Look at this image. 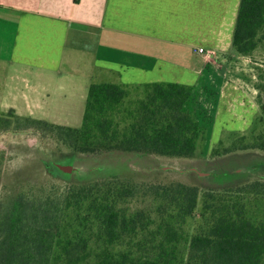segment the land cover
I'll return each mask as SVG.
<instances>
[{
  "label": "trees",
  "instance_id": "trees-1",
  "mask_svg": "<svg viewBox=\"0 0 264 264\" xmlns=\"http://www.w3.org/2000/svg\"><path fill=\"white\" fill-rule=\"evenodd\" d=\"M262 41L264 0H240L233 52L250 56ZM255 85L264 90V82ZM202 86L94 82L79 126L20 116L11 108L0 112V131L40 128L82 154L190 158L207 137L205 100L213 96ZM259 106L264 122V103ZM242 149L264 151V128L238 135L213 154ZM139 199L149 205H136ZM192 217L185 264H264L263 180L201 191L183 182L139 183L117 175L0 200V264H181Z\"/></svg>",
  "mask_w": 264,
  "mask_h": 264
},
{
  "label": "crops",
  "instance_id": "crops-1",
  "mask_svg": "<svg viewBox=\"0 0 264 264\" xmlns=\"http://www.w3.org/2000/svg\"><path fill=\"white\" fill-rule=\"evenodd\" d=\"M239 1L0 0V111L13 108L21 116L79 126L95 75L75 82L70 75L77 67H65L69 49V55L101 58L96 70L101 80L95 82L166 81L199 88L217 79V110L205 140L213 148L226 132L234 135L223 125L221 138L213 141L223 111L240 134L259 112L254 74L242 86L224 75L220 80L213 64L194 51L201 46L217 55L245 57L231 47ZM72 97L80 100L73 102L77 106Z\"/></svg>",
  "mask_w": 264,
  "mask_h": 264
},
{
  "label": "rangeland",
  "instance_id": "rangeland-1",
  "mask_svg": "<svg viewBox=\"0 0 264 264\" xmlns=\"http://www.w3.org/2000/svg\"><path fill=\"white\" fill-rule=\"evenodd\" d=\"M129 44L133 48L134 46L138 47V44L134 42ZM66 53L68 56L65 58V62H67L65 67L75 66L78 69V71L71 72L72 75H70L75 82L85 83V80L94 75L92 82L101 80L99 79L100 73L97 72L99 70L98 65L102 64L101 58H98V61L90 53L82 56L74 53V55H69V49ZM119 53H121V50H117L115 54ZM132 56L134 55L132 54ZM75 57L77 63H69V59ZM79 60L81 62H78ZM133 60H136V58L133 57ZM209 62L213 64L217 72L221 73L220 80H222L221 76L224 75L225 78L223 79H228L237 86H242V82L251 80L254 74L255 83L257 81L264 82V41L250 56L239 58L231 55L225 57L224 55H217L214 51V55ZM216 82L217 79L212 81L209 84L210 86H206L207 91L213 96L207 128L214 121L217 110L218 97L214 86ZM203 87L205 86L203 85L201 88ZM80 90L86 91V89H78V92ZM196 90L198 91V88ZM256 90L254 100L258 104L259 112L254 120H251L253 123L247 127L249 129H246L247 131L242 134H250L251 130L257 131L264 128V122L258 119L260 115L259 102L264 103V90L258 88ZM73 92L75 95L76 91ZM73 97L70 98L71 105L77 106L78 104H73V102H79L80 100H72ZM202 98L205 97L202 96ZM42 120L55 123L46 119ZM18 125L22 126L21 123H18ZM223 125H226L228 132L234 135H226V132L222 141L218 143L221 133L225 131ZM236 128L237 126L233 127L228 123L227 116L223 111L218 116L216 130L213 135V141L216 140L217 142L216 148H211L204 143L202 149L192 158L118 150L82 154L71 150L52 132L40 128L31 127L22 130L0 131V200L12 202L19 192L30 189L37 192L41 188L48 189L52 186L62 191L69 183H79L112 175L128 177L139 183L183 182L197 185L201 191L209 188L236 187L254 179L264 181L263 150L242 149L224 154H213V150L222 151L224 147L230 146L233 140L240 135V133H234ZM60 165L71 166L72 170L65 171L60 168ZM136 205L143 206L149 205V203L142 202L139 199ZM193 220V217L188 219L186 225L187 240L182 244L181 257L183 261L181 264H185L188 238L192 231Z\"/></svg>",
  "mask_w": 264,
  "mask_h": 264
},
{
  "label": "built area",
  "instance_id": "built-area-1",
  "mask_svg": "<svg viewBox=\"0 0 264 264\" xmlns=\"http://www.w3.org/2000/svg\"><path fill=\"white\" fill-rule=\"evenodd\" d=\"M194 51L196 53L202 55V57L205 59L206 62H209L211 60L212 56L214 55V51L206 49V48L201 47V46L195 47ZM205 102H206L205 104H206L207 108L209 109V113H211L210 108L212 107L211 106V104L213 102L212 99L205 100Z\"/></svg>",
  "mask_w": 264,
  "mask_h": 264
},
{
  "label": "water",
  "instance_id": "water-1",
  "mask_svg": "<svg viewBox=\"0 0 264 264\" xmlns=\"http://www.w3.org/2000/svg\"><path fill=\"white\" fill-rule=\"evenodd\" d=\"M60 168L65 170V171H71L72 170V167L68 166V165H60Z\"/></svg>",
  "mask_w": 264,
  "mask_h": 264
}]
</instances>
